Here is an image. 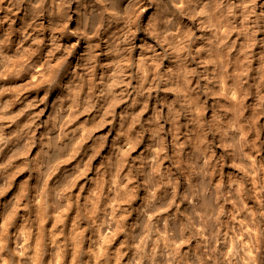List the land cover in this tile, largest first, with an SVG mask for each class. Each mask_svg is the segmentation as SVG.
Wrapping results in <instances>:
<instances>
[{"label":"bare ground","instance_id":"6f19581e","mask_svg":"<svg viewBox=\"0 0 264 264\" xmlns=\"http://www.w3.org/2000/svg\"><path fill=\"white\" fill-rule=\"evenodd\" d=\"M25 1L0 0V264H264V0Z\"/></svg>","mask_w":264,"mask_h":264},{"label":"rangeland","instance_id":"374dc122","mask_svg":"<svg viewBox=\"0 0 264 264\" xmlns=\"http://www.w3.org/2000/svg\"><path fill=\"white\" fill-rule=\"evenodd\" d=\"M15 2L16 3H18V4H20V2H21V4H23L24 6H26L27 7V4H26V1L25 0H15ZM67 4V5H66ZM34 7V8H33ZM64 7V8H63ZM62 8L64 9V11H63V9L61 8V11H63L62 12V15H73V12H72V5L69 3V1H67V3H65L64 4V6H63ZM69 9V10H68ZM28 10H29V14H30V16H32V18L34 17V21H41V20H45V11L43 10V8H41V7H39V6H36V5H33V6H31V7H28ZM34 10V11H33ZM43 10V11H42ZM67 10L69 11V12H67ZM38 11V12H37ZM43 12V13H42ZM71 12V13H70ZM42 13V14H41ZM68 13V14H67ZM35 14H38V16L36 15L35 16ZM40 15H42L41 17H40ZM61 15V14H60ZM61 15V17H65V16H62ZM68 15V16H69ZM59 16V15H58ZM68 16H66V17H68ZM36 17H37V19H36ZM40 17V18H39ZM36 19V20H35ZM65 20H66V18H65ZM67 21V20H66ZM68 26V29L70 28V29H73L74 27H75V24H73V23H68L67 24ZM74 25V26H73ZM70 33V34H69ZM0 35H1V38L2 39H5V37H6V31L5 30H1L0 31ZM69 37V38H68ZM63 41H62V43L65 45V44H70L71 42H73V40H75L76 39V37L72 34V32L70 31V30H68V34H67V36H65V37H63V38H61ZM30 43V44H29ZM20 44L22 45V47L20 46ZM29 44V45H28ZM37 44V45H36ZM63 44H62V46H63ZM17 44H15V45H13L14 47H13V49L15 50H17V53L20 51L22 54H20V52L18 53V55L20 54V55H22L21 57L22 58H24V64H31V62H33L32 64H40V62H41V60H43V58L44 59H46V61H47V64H66V63H68V60L69 61H71V60H73V58L74 57H71L70 55H68V53L69 52H67L69 49L67 48V50H66V52H65V49L66 48H62V51H61V49H59V50H55V51H57V52H55L54 53V55H51V58H49V57H47L46 55H44L43 53H44V51L47 49L46 47V45H41V44H39L38 42H35V41H33L32 40V42H31V40H25V41H23L22 43H19L18 44V46H16ZM28 45V46H27ZM33 45H36V46H33ZM39 45V46H38ZM131 45L132 44H124V46L122 47L123 48V51H128V48H130L131 47ZM15 46H16V48H15ZM4 47V48H3ZM1 46L0 45V74L2 73V71H3V68H4V64L6 63V64H8L5 60V57H3V56H5V53H7L10 49H9V47L7 46V45H4V46ZM30 47H32V48H30ZM35 47H37V48H35ZM27 48H29V49H27ZM20 49V50H19ZM21 49H23V50H21ZM27 49V50H26ZM33 49H35V50H33ZM115 49H117V48H115ZM19 50V51H18ZM31 50H33V51H31ZM40 50V51H39ZM64 50V51H63ZM3 53H2V52ZM25 52V53H24ZM27 52V53H26ZM59 52V53H58ZM3 55H2V54ZM30 53V54H29ZM34 53V54H33ZM38 53V54H37ZM66 54V55H68V56H65V57H67V58H65L64 57V55L63 54ZM28 54V55H27ZM32 54V55H31ZM42 56H41V55ZM60 54V55H59ZM26 55V56H25ZM32 57H31V56ZM62 55V56H61ZM36 56V57H35ZM45 56V57H44ZM62 58H61V57ZM29 57H31V59L29 58ZM41 57V58H40ZM58 57V58H57ZM4 58V59H3ZM25 58L27 59V60H30V61H27V60H25ZM29 58V59H28ZM35 58H37V59H35ZM39 58V59H38ZM35 59V60H34ZM49 59V60H48ZM55 59V60H54ZM58 59V60H57ZM2 60H4L5 61V63L4 62H2ZM33 60V61H32ZM40 62H39V61ZM66 60V61H65ZM36 61H38V62H36ZM76 59L74 60V64H76ZM4 63V64H3ZM183 64H184V62H182ZM2 64V65H1ZM23 64V63H22ZM165 64V65H164ZM164 64H160L161 65V67L162 68H167L168 66H170V65H172V64H167V62L166 63H164ZM180 64V63H179ZM185 64H188V63H186L185 62ZM178 65V64H177ZM189 65H191L190 67H192L193 65L192 64H189ZM197 66V65H196ZM199 66V65H198Z\"/></svg>","mask_w":264,"mask_h":264}]
</instances>
